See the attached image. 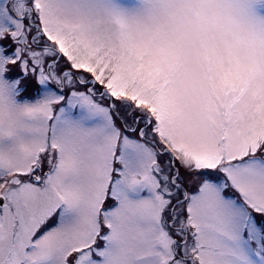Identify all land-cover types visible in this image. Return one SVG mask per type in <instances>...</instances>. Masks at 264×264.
Masks as SVG:
<instances>
[{"label":"snow or ice","instance_id":"obj_1","mask_svg":"<svg viewBox=\"0 0 264 264\" xmlns=\"http://www.w3.org/2000/svg\"><path fill=\"white\" fill-rule=\"evenodd\" d=\"M0 264H264V0H0Z\"/></svg>","mask_w":264,"mask_h":264}]
</instances>
